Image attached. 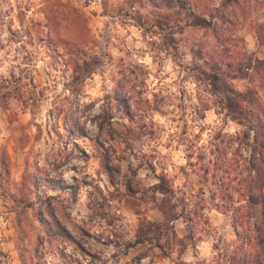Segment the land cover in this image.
<instances>
[{
  "label": "rangeland",
  "instance_id": "374dc122",
  "mask_svg": "<svg viewBox=\"0 0 264 264\" xmlns=\"http://www.w3.org/2000/svg\"><path fill=\"white\" fill-rule=\"evenodd\" d=\"M188 1L211 26L148 0H0V264H248L262 256L232 228L264 237V163L254 160L256 176L252 123L234 120L199 70L216 56L264 61V0H241L229 27L208 18L220 0ZM244 72L230 73L231 87L255 93L264 108V73ZM115 93L128 100V116ZM103 111L114 140L97 139ZM161 174L188 217L173 224L176 236L186 226L192 235L184 254L176 247L168 259L125 247L140 219L162 221L151 191ZM46 211L68 237L50 234Z\"/></svg>",
  "mask_w": 264,
  "mask_h": 264
},
{
  "label": "trees",
  "instance_id": "16d2710c",
  "mask_svg": "<svg viewBox=\"0 0 264 264\" xmlns=\"http://www.w3.org/2000/svg\"><path fill=\"white\" fill-rule=\"evenodd\" d=\"M240 1L241 0H220L219 6L208 15V18H215L217 21L216 25L218 24L229 27V25L232 24L231 15L235 14L236 9L240 7ZM148 2L156 8L165 9L177 7L181 10H185L187 18L191 21L190 25L194 27L207 28L211 26V24L207 22L204 14L187 11V6L190 5L188 0H148ZM196 57L197 60H200L198 55H196ZM239 57L240 56L237 58L226 56L225 58L228 61L222 56H216L215 59H207L209 66L206 69H200L199 75H201L203 79L208 82L211 90L220 97L221 101L233 115L232 117L234 120L247 118L252 123V126L248 128L249 131L251 130L255 135V138L253 139L254 146L251 150L253 154L258 155V159H255L253 156V159H251L250 162V168L254 174L258 176L260 175V170L256 167L254 160L264 163V108L260 104V101L256 98L255 93H252L251 91L242 93L234 90L229 83V79H233L232 77H234L230 74L232 72L247 76L244 70H249L254 72V75L257 76L259 80H262L261 73H264V61L259 60L253 63L251 60L245 61ZM208 60H211V63H209ZM222 66L224 68H222ZM113 99L116 102V107L121 109L124 114L128 116L130 114L128 100H126L124 96L121 97V95L117 93L113 95ZM111 116L110 112L103 111L102 115H98L96 117L98 120L95 124L98 134L97 139L104 137L106 141H110L117 137V132L109 125V119ZM243 138L247 139V134H244ZM104 161V168L107 174H109V177H111L112 166L108 156L104 157ZM115 173L119 174L117 167L115 168ZM254 184L255 187L256 185H259L258 179H255ZM52 187L55 188L56 185H53ZM63 187L64 186H61L60 189L64 190L65 187ZM151 191L160 196L157 207L158 211L162 215V221L152 222L145 218L140 219L138 221L133 240L125 244V247L127 249H131L139 246H146V249L149 251L157 250L158 256L165 259L170 258L172 252L177 247L179 249L178 256H181L192 242L191 230L186 226V235L182 238H178L173 230V224L178 220H183L184 224L187 225L189 223L188 217L185 216L182 209L178 210V207L180 206L177 204V201L175 202V194L172 189L171 181L164 174L157 176V183L152 186ZM214 196L215 195L211 194L212 200L214 199ZM226 197L230 198L229 196ZM253 204L255 205L257 203L253 202ZM261 206L264 207V202L261 203ZM46 213L52 220V225L46 228L48 230H52L50 234L63 238L68 237V233L64 226L58 222L51 212L46 211ZM262 216H264V212H262ZM43 224L47 225V222H43ZM232 228L236 238L240 240L241 243L246 242L249 246H252L254 243L255 246L256 241V246H259L260 253L263 251L264 247L260 246V244L264 246V237L255 236L253 238H248L249 236H245L239 232L236 222L233 223ZM253 239L255 241H253ZM257 242H259V244ZM243 245H240V248H242ZM178 264L185 263L179 262ZM248 264H264V251L262 252V256L260 258L255 257L252 259L250 257Z\"/></svg>",
  "mask_w": 264,
  "mask_h": 264
}]
</instances>
